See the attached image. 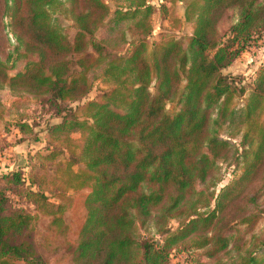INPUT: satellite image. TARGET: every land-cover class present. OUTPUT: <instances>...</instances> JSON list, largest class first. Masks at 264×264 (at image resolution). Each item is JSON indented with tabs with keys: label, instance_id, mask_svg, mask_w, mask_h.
I'll return each instance as SVG.
<instances>
[{
	"label": "trees",
	"instance_id": "1",
	"mask_svg": "<svg viewBox=\"0 0 264 264\" xmlns=\"http://www.w3.org/2000/svg\"><path fill=\"white\" fill-rule=\"evenodd\" d=\"M160 1L183 6L191 36L149 44L148 0H0V90L57 120L26 176H0V264H48L52 251L58 263L168 264L177 250L264 264V65L251 84L223 73L263 35L264 0ZM14 60L24 68L10 76ZM94 77L127 87L82 103ZM13 128L38 140L22 119ZM220 163L240 173L217 194Z\"/></svg>",
	"mask_w": 264,
	"mask_h": 264
},
{
	"label": "rangeland",
	"instance_id": "2",
	"mask_svg": "<svg viewBox=\"0 0 264 264\" xmlns=\"http://www.w3.org/2000/svg\"><path fill=\"white\" fill-rule=\"evenodd\" d=\"M148 4L154 7L155 13L150 18L151 34L148 36L147 41L149 44L159 43L160 41L171 42L172 40L181 39L191 36L193 33V25L185 23L182 19L183 6L177 4L175 6L165 5L166 10L161 11L159 7L163 4L160 0H148ZM233 12L226 14L225 19L221 25L220 30L225 31L229 20H234ZM5 25V33L11 44H13V37L10 33V20L6 17L3 21ZM111 25L107 24L106 28L99 30L97 36L101 39H108L114 36L115 32L110 31ZM14 66V70L9 73L13 76L16 72H22L24 68L23 62L11 63ZM264 65V33L258 39L255 40L244 51L241 56L233 63L231 68L225 70L224 75H228L235 79L236 82L240 81L242 84H251L256 76L258 70ZM99 73L95 75L98 77ZM126 84L121 82H113L110 80L100 79L94 77L92 88L90 93L82 100V103L87 101H95L104 99L107 94L114 91H125ZM127 89V88H126ZM151 93L154 94V89L151 88ZM116 94V93H115ZM112 96V95H111ZM77 104L74 105V107ZM167 111L169 113L174 112V105H167ZM0 141L7 146L0 153V176L14 171H22L26 176L30 169V158L36 153L45 154L46 137L45 127L48 124L57 123L56 119H52L44 111L38 109L34 104L24 96L13 95L7 90H0ZM16 119L24 120L33 127V131L36 134L37 141L26 140L21 136L16 129L13 128V121ZM59 123V121H58ZM78 135H73L72 139L77 140ZM222 180L216 187V193L218 194L221 189L229 185L234 179H237L240 171L234 167L227 166L224 163L219 164ZM50 203L58 204V199H49ZM260 219L258 222L257 230H264V197L259 203ZM47 225L44 218H41L39 224H36V238L40 240L41 235ZM173 227H176L173 223H170ZM264 233V232H263ZM51 243H56L57 238H54L50 233L47 234ZM231 235V233L229 234ZM233 235V233H232ZM51 252V251H49ZM198 253H187L180 250L174 251L168 258V264H195L198 257ZM61 254H55L54 251L48 253L46 258L48 264H70L65 263L61 259Z\"/></svg>",
	"mask_w": 264,
	"mask_h": 264
}]
</instances>
